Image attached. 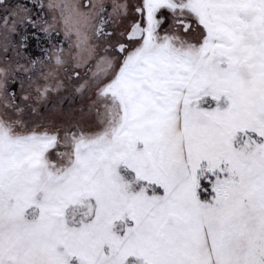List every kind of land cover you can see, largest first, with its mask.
<instances>
[{
    "label": "snow or ice",
    "instance_id": "snow-or-ice-1",
    "mask_svg": "<svg viewBox=\"0 0 264 264\" xmlns=\"http://www.w3.org/2000/svg\"><path fill=\"white\" fill-rule=\"evenodd\" d=\"M0 264H264V0H0Z\"/></svg>",
    "mask_w": 264,
    "mask_h": 264
}]
</instances>
